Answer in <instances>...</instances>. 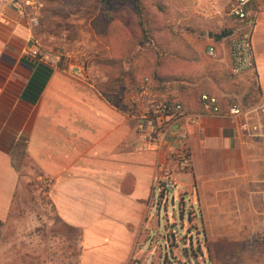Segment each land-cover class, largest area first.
I'll return each mask as SVG.
<instances>
[{"label":"crops","instance_id":"obj_1","mask_svg":"<svg viewBox=\"0 0 264 264\" xmlns=\"http://www.w3.org/2000/svg\"><path fill=\"white\" fill-rule=\"evenodd\" d=\"M31 34L30 21L10 0H0V264H33L27 254L35 264H53L52 229L40 222L24 228L18 221L17 238L5 248L11 215L23 219L12 210L21 179L15 166L39 174L57 217L77 232L71 247L77 258L67 264H135L155 221L158 163L170 169L182 200L185 194L198 200L204 262L264 264V136H250L239 119L185 109L160 120L159 148L150 151L131 99L121 110L93 80V70L34 57ZM253 44L264 93V12ZM185 148L187 167L173 159Z\"/></svg>","mask_w":264,"mask_h":264},{"label":"rangeland","instance_id":"obj_2","mask_svg":"<svg viewBox=\"0 0 264 264\" xmlns=\"http://www.w3.org/2000/svg\"><path fill=\"white\" fill-rule=\"evenodd\" d=\"M140 1L147 38L130 0L118 4L112 12H106L101 0H36V6L42 7H27L24 16L28 21L38 19L34 34L44 51L68 52L61 67L76 63L93 70V80L121 110H128L125 99H131L132 105L135 100L145 105L148 92L157 95L153 91L155 74L162 76L167 93L180 102L195 104L203 91L219 96L226 105L232 100L258 102V94L244 99L257 82L255 73L234 75L221 44L216 58L206 53V46L229 26L235 0ZM178 84L187 88L184 94L178 92ZM131 109L138 117L137 107ZM49 189L37 172L24 166L12 209L21 212L23 219L15 220L11 215L5 228V248H11L17 238L13 229L18 221L24 228L33 224L38 227L40 222L52 229V263L67 264L77 258L71 247L78 241V234L57 217L49 201ZM179 191L180 186L168 193L160 186L155 188V221L141 239L135 264H210L208 258L204 262L207 238L198 200L192 201L188 194L182 200ZM24 251L29 252L27 246ZM25 260L37 263L28 254Z\"/></svg>","mask_w":264,"mask_h":264},{"label":"built area","instance_id":"obj_3","mask_svg":"<svg viewBox=\"0 0 264 264\" xmlns=\"http://www.w3.org/2000/svg\"><path fill=\"white\" fill-rule=\"evenodd\" d=\"M10 3L23 16L27 7H34L37 4L36 0H10ZM36 7H42V5L39 4ZM262 12H264V1L262 0H235L232 4L229 15L235 24L222 38L221 46L224 49V59L228 61L232 73L236 76L255 73L256 71L253 37ZM30 24L32 34L29 38V53L40 60L60 66L63 60L69 56V53L60 50L44 51L34 34V27L38 25V19L36 17L31 18ZM206 53L209 57L216 58L218 56V50L213 45L207 47ZM143 93L147 92L143 91ZM201 101V114L230 116L239 119L250 136H264V93L262 91L258 102L249 106L232 100L223 110L220 99L208 94H203ZM134 105L137 107L139 130L148 139L147 149L155 151L159 148L158 136L163 133L164 127L160 120L163 117L181 114L184 112V108L180 103H177L174 112L166 114L165 108L158 107L154 111V114H159L155 119L148 113L142 102L135 100L132 107ZM173 157L176 162L184 167L191 164V152L188 148L174 152ZM157 170L159 172L156 178L157 186H160L164 193L174 191L177 188V183L172 179L170 169L167 168L166 164L158 163Z\"/></svg>","mask_w":264,"mask_h":264},{"label":"trees","instance_id":"obj_4","mask_svg":"<svg viewBox=\"0 0 264 264\" xmlns=\"http://www.w3.org/2000/svg\"><path fill=\"white\" fill-rule=\"evenodd\" d=\"M124 1L125 0H101L102 4L105 7L106 12L114 11L115 8L118 6V4H120ZM130 1H132L134 4V12H135L136 17L138 19V24H139V26H140L143 34H144V37L147 38V30L144 27V10H143L141 1L140 0H130ZM230 11H231V9H230ZM228 17L230 19L229 20V26L226 29H224L222 31V33H220L215 40H212L206 46V48L210 45H213L218 50V47L221 44L222 38L228 33L230 27L234 26V24H235L232 17L230 15ZM154 79H155V82L153 84L154 85L153 91L154 92L156 91L157 95H154L152 92H148L147 96H149V95L150 96L148 98L147 103L145 104V107H146V110L148 111V113L150 115H152L155 119L159 115V114H154L155 109H157L158 107L165 108L166 109L165 113L170 114V113L174 112L176 104L180 103L183 106L184 110L185 109H193V110H197L198 112H201V110H202V101H201L202 95L208 94L210 96H216L210 92H204L203 91V92H200L199 95H197V92H195L197 95V100H196L195 104H192L190 101L180 102V101H177L174 96H171L170 94H168L169 91H167V87L164 83L162 76H160L159 74H155ZM177 87H178V92H180L181 94L182 93L184 94V91L187 90V88L185 86H180V84H178ZM195 93H194V95H195ZM255 94H258V96H260V94H261V88L256 81L253 83V86L249 89V92L245 95L244 99H246L248 97H252ZM216 97L219 98V96H216ZM241 103L244 106H249V105L253 104V103L249 104L247 101H242ZM220 104H221L222 109L224 110L226 107V104L221 99H220ZM18 152L20 153L21 157H23L22 155L24 154V149L22 147L19 148ZM15 168H17V170H19L21 172V166H15ZM163 194L164 193H162V197H164ZM2 225L3 224L0 221V228L2 227Z\"/></svg>","mask_w":264,"mask_h":264}]
</instances>
